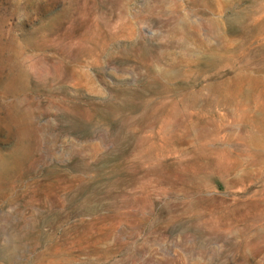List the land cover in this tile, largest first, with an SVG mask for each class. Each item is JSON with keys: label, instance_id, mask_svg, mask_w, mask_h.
<instances>
[{"label": "rangeland", "instance_id": "1", "mask_svg": "<svg viewBox=\"0 0 264 264\" xmlns=\"http://www.w3.org/2000/svg\"><path fill=\"white\" fill-rule=\"evenodd\" d=\"M0 264H264V0H0Z\"/></svg>", "mask_w": 264, "mask_h": 264}, {"label": "bare ground", "instance_id": "2", "mask_svg": "<svg viewBox=\"0 0 264 264\" xmlns=\"http://www.w3.org/2000/svg\"><path fill=\"white\" fill-rule=\"evenodd\" d=\"M190 16V15H189ZM189 19V18H188ZM191 22V21H190ZM178 40V39H177ZM238 64H239V62H238Z\"/></svg>", "mask_w": 264, "mask_h": 264}]
</instances>
